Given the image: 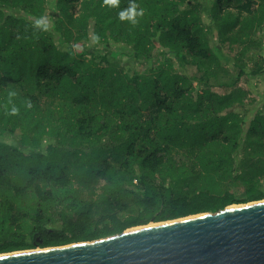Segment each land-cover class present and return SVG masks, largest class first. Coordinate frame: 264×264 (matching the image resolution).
Masks as SVG:
<instances>
[{"label": "trees", "instance_id": "obj_1", "mask_svg": "<svg viewBox=\"0 0 264 264\" xmlns=\"http://www.w3.org/2000/svg\"><path fill=\"white\" fill-rule=\"evenodd\" d=\"M130 2L0 0V255L264 200V0Z\"/></svg>", "mask_w": 264, "mask_h": 264}, {"label": "water", "instance_id": "obj_2", "mask_svg": "<svg viewBox=\"0 0 264 264\" xmlns=\"http://www.w3.org/2000/svg\"><path fill=\"white\" fill-rule=\"evenodd\" d=\"M0 264H264V200L97 241L1 254Z\"/></svg>", "mask_w": 264, "mask_h": 264}, {"label": "rangeland", "instance_id": "obj_3", "mask_svg": "<svg viewBox=\"0 0 264 264\" xmlns=\"http://www.w3.org/2000/svg\"><path fill=\"white\" fill-rule=\"evenodd\" d=\"M264 45V44H263ZM99 48V47H97ZM239 49V47L235 46L234 50L237 52V50ZM226 52H229L228 50ZM230 53V52H229ZM233 54V53H230ZM264 55V52H263ZM264 57V56H263ZM252 62L247 63L248 67L252 65ZM246 67L245 70H249V68ZM138 68V66H135L134 69ZM250 85H248L247 87L250 89L251 93V97L254 98L255 100H257L258 102H262L264 101V99H262L261 95L264 94V80L260 81V80H256L253 78L249 79ZM240 83L243 85L244 88H246V82L244 81V79L242 78V80L240 81ZM264 103V102H263ZM244 155V154H243ZM254 155H249L246 157V159H250L252 158ZM243 193V186L239 185L237 187V190H235V194L241 195ZM152 225V224H151ZM38 249V248H37Z\"/></svg>", "mask_w": 264, "mask_h": 264}, {"label": "clouds", "instance_id": "obj_4", "mask_svg": "<svg viewBox=\"0 0 264 264\" xmlns=\"http://www.w3.org/2000/svg\"><path fill=\"white\" fill-rule=\"evenodd\" d=\"M104 4L109 6H116L118 4V0H104ZM142 14H143V10L141 9L138 11L134 3V0H132V2H130V5L127 9L120 11L119 19L121 21H128L134 24L136 23V17L141 16ZM13 111H15V109H13Z\"/></svg>", "mask_w": 264, "mask_h": 264}, {"label": "bare ground", "instance_id": "obj_5", "mask_svg": "<svg viewBox=\"0 0 264 264\" xmlns=\"http://www.w3.org/2000/svg\"><path fill=\"white\" fill-rule=\"evenodd\" d=\"M151 226V225H150Z\"/></svg>", "mask_w": 264, "mask_h": 264}]
</instances>
